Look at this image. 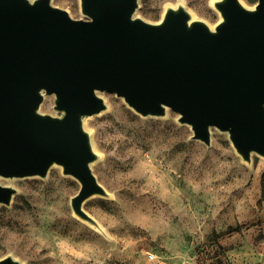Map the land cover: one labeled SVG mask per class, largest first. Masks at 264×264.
Returning a JSON list of instances; mask_svg holds the SVG:
<instances>
[{
    "label": "water",
    "instance_id": "obj_1",
    "mask_svg": "<svg viewBox=\"0 0 264 264\" xmlns=\"http://www.w3.org/2000/svg\"><path fill=\"white\" fill-rule=\"evenodd\" d=\"M79 2L86 19L50 0H0V179L45 178L58 166L80 185L73 215L98 228L82 204L107 192L84 119L106 109L102 92L143 117L174 110L207 146L214 127L247 163L264 158V0L214 1L213 28L182 5L149 23L135 16L138 0ZM47 96L58 116L39 112ZM15 193L0 184V206Z\"/></svg>",
    "mask_w": 264,
    "mask_h": 264
},
{
    "label": "rangeland",
    "instance_id": "obj_2",
    "mask_svg": "<svg viewBox=\"0 0 264 264\" xmlns=\"http://www.w3.org/2000/svg\"><path fill=\"white\" fill-rule=\"evenodd\" d=\"M33 1V0H30ZM216 0H138L135 16L157 23L182 5L214 27ZM252 8L257 0H240ZM73 19H86L79 0H50ZM106 109L84 119L97 160L91 170L107 192L83 210L98 228L73 215L80 188L61 168L45 178L0 179L16 190L0 206V259L23 264H264V158L241 159L228 135L210 129V145L167 108L143 117L114 93ZM54 98L39 112L58 116Z\"/></svg>",
    "mask_w": 264,
    "mask_h": 264
},
{
    "label": "bare ground",
    "instance_id": "obj_3",
    "mask_svg": "<svg viewBox=\"0 0 264 264\" xmlns=\"http://www.w3.org/2000/svg\"><path fill=\"white\" fill-rule=\"evenodd\" d=\"M210 28H213L212 26Z\"/></svg>",
    "mask_w": 264,
    "mask_h": 264
}]
</instances>
